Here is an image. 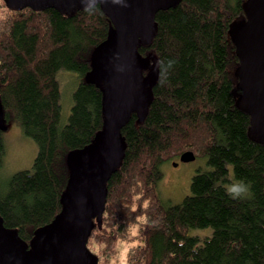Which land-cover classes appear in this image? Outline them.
<instances>
[{"label": "trees", "instance_id": "trees-1", "mask_svg": "<svg viewBox=\"0 0 264 264\" xmlns=\"http://www.w3.org/2000/svg\"><path fill=\"white\" fill-rule=\"evenodd\" d=\"M246 1L181 0L155 15L154 37L137 46L149 64L144 74L151 67L158 77L145 116L132 114L121 130L125 150L86 244L98 264L108 263L116 242H130L132 228L137 244L127 264H264V145L248 137L250 117L236 107L239 61L230 36L247 19ZM86 9H9L0 18L4 125L13 121L37 145L31 167L2 182L0 218L26 243L61 209L67 154L102 129V90L84 77L111 21L99 5ZM60 71L77 78L64 118ZM185 152L210 169L195 173L181 202L166 205L162 166ZM237 181L250 185V198L228 195ZM208 228L209 236L189 235Z\"/></svg>", "mask_w": 264, "mask_h": 264}, {"label": "water", "instance_id": "water-1", "mask_svg": "<svg viewBox=\"0 0 264 264\" xmlns=\"http://www.w3.org/2000/svg\"><path fill=\"white\" fill-rule=\"evenodd\" d=\"M181 0H94L111 21L106 39L90 55L87 83L102 90L103 125L88 146L66 156L69 170L61 209L53 220L34 231L29 243L7 229L0 218V264H98L86 244L107 199L106 184L125 150L121 130L132 114L141 120L152 100L158 72L141 57L137 46L148 45L157 30L155 15ZM12 11L68 12L89 8L90 0H4ZM247 19L233 24L230 36L239 65L235 70L240 92L236 107L250 117L248 137L264 145V0H247ZM0 129H4L0 102ZM193 162L192 152L178 158ZM174 167L178 163L172 164Z\"/></svg>", "mask_w": 264, "mask_h": 264}, {"label": "rangeland", "instance_id": "rangeland-1", "mask_svg": "<svg viewBox=\"0 0 264 264\" xmlns=\"http://www.w3.org/2000/svg\"><path fill=\"white\" fill-rule=\"evenodd\" d=\"M5 5L4 0H0V18L8 15L9 8ZM59 84L60 102L62 107V118L67 117L72 106V93L76 87V75L67 71H60L56 75ZM0 142L2 144L4 154L2 158V166L0 170V186L9 176L21 170H27L31 167L37 153V145L35 141L24 135L22 129L13 121H9L4 125V131L0 133ZM0 158V160H1ZM178 163L177 167L172 164ZM231 177V166H227ZM203 160L195 159L193 162L181 163L178 159L171 161L169 164L162 166L163 179L159 183V193L161 199L166 205H173L181 202V200L189 194V186L192 177L198 170H209ZM137 229L132 228L129 232L130 242H116L115 253L106 264H127V249L137 244L135 235ZM211 234V229L190 230V236L203 238Z\"/></svg>", "mask_w": 264, "mask_h": 264}, {"label": "clouds", "instance_id": "clouds-1", "mask_svg": "<svg viewBox=\"0 0 264 264\" xmlns=\"http://www.w3.org/2000/svg\"><path fill=\"white\" fill-rule=\"evenodd\" d=\"M114 2H119V0H114ZM93 3L94 0H90V6L86 10L91 11ZM226 192L232 199L250 198L252 195L250 185L245 184L243 181H237L229 184L226 188Z\"/></svg>", "mask_w": 264, "mask_h": 264}, {"label": "flooded vegetation", "instance_id": "flooded-vegetation-1", "mask_svg": "<svg viewBox=\"0 0 264 264\" xmlns=\"http://www.w3.org/2000/svg\"><path fill=\"white\" fill-rule=\"evenodd\" d=\"M178 165H179V164H178ZM178 165H177V166H178ZM177 166H176V167H177Z\"/></svg>", "mask_w": 264, "mask_h": 264}]
</instances>
